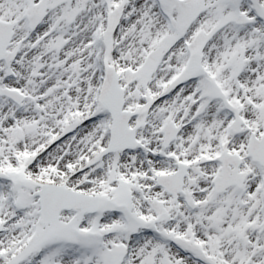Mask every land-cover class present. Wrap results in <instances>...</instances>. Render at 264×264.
<instances>
[{
	"label": "snow or ice",
	"instance_id": "snow-or-ice-1",
	"mask_svg": "<svg viewBox=\"0 0 264 264\" xmlns=\"http://www.w3.org/2000/svg\"><path fill=\"white\" fill-rule=\"evenodd\" d=\"M0 264H264V0H0Z\"/></svg>",
	"mask_w": 264,
	"mask_h": 264
}]
</instances>
